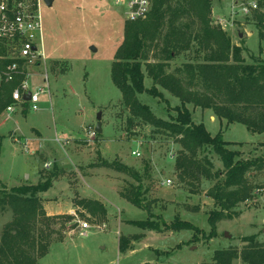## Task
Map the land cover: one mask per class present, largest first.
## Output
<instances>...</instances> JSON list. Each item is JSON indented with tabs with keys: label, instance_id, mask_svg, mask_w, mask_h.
I'll return each instance as SVG.
<instances>
[{
	"label": "rangeland",
	"instance_id": "1",
	"mask_svg": "<svg viewBox=\"0 0 264 264\" xmlns=\"http://www.w3.org/2000/svg\"><path fill=\"white\" fill-rule=\"evenodd\" d=\"M180 1L186 3L170 0V4L175 6ZM209 1L207 26L220 30L216 17L227 18L230 0ZM40 15L44 61L30 67L29 72L30 85L43 87L45 93L39 96L37 112L16 113L5 122L0 117V198L24 187L19 195L36 198L47 217L70 220L34 224L33 235H49L50 244L40 258L29 250L30 264H214L217 252L240 253L251 239L264 243V172L247 178L254 194L233 209V218L217 222L211 234L207 217L215 207L206 193L216 181L203 179L199 186H190L179 180L174 162L181 147L174 138L156 132L141 113L124 105L112 83L111 67L126 27L142 24L147 16L131 22L125 5L115 6L112 0H54L51 8H41ZM241 21L225 35L231 45L242 49L246 65L264 63V42L256 26ZM180 23L189 26L191 35L199 32L192 16ZM167 29L164 25L140 61L145 88L153 86L147 66H164L165 75H172L185 86L187 66L199 65L206 68L202 75L210 85L226 91V71L235 66L231 58L220 54L207 61V50L197 49L203 46L215 51L218 47L193 41L188 50L176 52L168 60L162 54ZM244 29L251 36L239 40ZM36 75H46L47 82L41 85ZM196 81L189 93L176 84L172 85L174 94L155 86L167 100L168 110L159 99L146 94L138 95L137 102L163 121L175 117L170 109L183 103L193 122L200 123V112L209 109L199 106L203 103L193 92L200 93L201 85ZM98 114L101 134L95 133ZM214 117L220 124L204 118V127L211 136L219 133L223 141L231 143L227 149L237 153L234 161L264 154V135H251L241 124H226L225 119ZM196 159L200 165H211L207 167L211 175L223 173L219 157L211 150L204 148ZM123 167L132 176L120 173ZM43 177L51 178L50 188L30 194ZM167 179L171 186L164 184ZM130 198L137 200L140 209ZM12 219L11 209L0 207V238ZM132 221H148L150 227L139 228ZM183 222L191 228L180 230ZM82 224L88 225L85 233ZM119 241L125 248L122 253L118 251ZM0 258L1 264H8L7 259ZM232 264L243 263L238 258Z\"/></svg>",
	"mask_w": 264,
	"mask_h": 264
},
{
	"label": "trees",
	"instance_id": "2",
	"mask_svg": "<svg viewBox=\"0 0 264 264\" xmlns=\"http://www.w3.org/2000/svg\"><path fill=\"white\" fill-rule=\"evenodd\" d=\"M209 2V0H186V3L180 1L172 6L170 0H152L146 21L137 26L126 27L123 43L115 52L111 80L121 93L124 105L137 114L141 113L143 118L150 121L156 132H163L174 138L181 147L174 162L175 176L179 180H185L190 186H199L203 179L208 183L213 179L216 181L206 193L215 207L207 217L210 233L213 234L217 222L233 218L235 215L232 213L233 209L249 201L254 194V188L248 183L247 178H252L255 172H264V154L254 159L234 161L237 153L227 149L231 143L223 141L219 133L211 136L202 123L195 124L191 113L183 103L170 109L175 113V117L163 121L155 118L146 105L137 102L138 95L146 94L159 99L168 110L167 100L155 86L159 85L172 93L174 92L172 85L176 84L180 90L189 93L193 91L191 88L197 80L196 82L201 85V92L193 93L203 103L199 106L211 110L218 119H225L226 124H241L252 135L264 134V63L246 65L241 58L242 49L231 45L224 32L207 26ZM190 16L199 26V32L193 35L189 32L188 25L180 23L183 18ZM254 20L259 39L264 41V15L256 14ZM164 25H167L168 29L162 40V54L168 60L173 57L172 54L188 50L190 42L193 41L200 45L205 42L218 47L215 51L203 46L197 49L196 52L201 49L207 50L205 57L207 61L215 60L220 54L224 59L231 58L235 66L231 68L232 71H226L225 76L229 81L228 89H224L226 91L210 85L202 75L206 68L199 65L187 66L188 80L185 86L172 75H165L164 66L157 64L147 66L153 86L149 89L145 88L140 61L145 50L154 46L153 43ZM12 87L13 85L4 86L6 93L0 99V114L11 101L9 91ZM204 148L219 157L224 168L223 173L216 172L211 175L207 168L211 167L208 162L206 165L198 163L196 157ZM119 172L132 176L124 167L120 168ZM220 177H223L222 181H219ZM50 186L51 178L43 177L41 183L30 189V194L45 192ZM24 191V187L12 189V193L0 198V207L7 206L13 214L12 221L4 226L0 238V256L7 259L8 264L33 263L32 258L27 254L29 250L35 251L39 258L46 255L50 244L49 235L39 233L34 236L32 228L35 223H47L58 219H65L67 222L70 220L65 216L47 217L36 198L25 199L19 195ZM129 200L139 208L137 200L131 198ZM78 204L81 205L82 201ZM132 224L139 228L150 227L148 221H132ZM190 228L188 223L183 222L179 229ZM124 250L119 241L118 251L122 253ZM238 258L243 264H264V243L258 244L251 239L247 246L242 247L240 253L233 250L217 252L213 260L214 264H232V261ZM1 262L2 260L0 264Z\"/></svg>",
	"mask_w": 264,
	"mask_h": 264
},
{
	"label": "built area",
	"instance_id": "3",
	"mask_svg": "<svg viewBox=\"0 0 264 264\" xmlns=\"http://www.w3.org/2000/svg\"><path fill=\"white\" fill-rule=\"evenodd\" d=\"M112 1L115 6L125 5L126 17L135 22L147 16L152 0ZM229 3L227 18L216 17L215 24L223 32L234 30V23L240 18L241 24L247 20L255 27L254 15H264V0H230ZM42 7L43 0H0V99L6 93L4 86L13 85L9 91L11 101L0 114L3 122L16 113L37 112L39 96L45 93L43 87L30 85L32 74L29 72L30 67H38L44 61ZM46 82L44 75L41 85ZM91 135H95L94 131ZM132 155L138 157L136 153ZM164 184L171 186L172 183L167 179ZM81 229L84 232L89 228L82 224Z\"/></svg>",
	"mask_w": 264,
	"mask_h": 264
},
{
	"label": "crops",
	"instance_id": "4",
	"mask_svg": "<svg viewBox=\"0 0 264 264\" xmlns=\"http://www.w3.org/2000/svg\"><path fill=\"white\" fill-rule=\"evenodd\" d=\"M258 31V29H256ZM241 36V39L239 40H244V39H247L251 36V33L248 31V29H246V31H244V33ZM264 42V41H263ZM239 46V45H238ZM264 54V53H263ZM1 117V115H0ZM204 118H208V120L212 123V124H215V123H219L220 122L214 117V115L211 113V111L209 110H205L204 112H200V118H199V121L200 123H202L203 125H205V123L203 122ZM236 124V123H234ZM206 129V128H205ZM250 134V133H249ZM252 135V134H251ZM254 135H258V134H254ZM260 135H264V134H260ZM229 143V142H228ZM234 143V142H233ZM260 143V142H259ZM39 180H40V176H39Z\"/></svg>",
	"mask_w": 264,
	"mask_h": 264
},
{
	"label": "water",
	"instance_id": "5",
	"mask_svg": "<svg viewBox=\"0 0 264 264\" xmlns=\"http://www.w3.org/2000/svg\"><path fill=\"white\" fill-rule=\"evenodd\" d=\"M54 0H43L44 6L47 8H51L53 5ZM239 39H241V36H238ZM101 115L98 114L96 118V124H95V133L101 134ZM224 237H229L227 233H224Z\"/></svg>",
	"mask_w": 264,
	"mask_h": 264
}]
</instances>
